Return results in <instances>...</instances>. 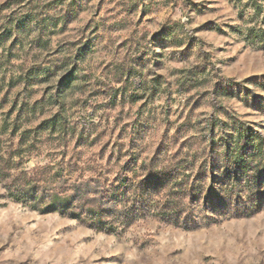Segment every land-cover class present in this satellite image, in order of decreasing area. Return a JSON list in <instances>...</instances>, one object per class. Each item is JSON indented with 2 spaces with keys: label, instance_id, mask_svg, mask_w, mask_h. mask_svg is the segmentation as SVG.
<instances>
[{
  "label": "rangeland",
  "instance_id": "rangeland-1",
  "mask_svg": "<svg viewBox=\"0 0 264 264\" xmlns=\"http://www.w3.org/2000/svg\"><path fill=\"white\" fill-rule=\"evenodd\" d=\"M0 264H264V0H0Z\"/></svg>",
  "mask_w": 264,
  "mask_h": 264
},
{
  "label": "trees",
  "instance_id": "trees-1",
  "mask_svg": "<svg viewBox=\"0 0 264 264\" xmlns=\"http://www.w3.org/2000/svg\"><path fill=\"white\" fill-rule=\"evenodd\" d=\"M210 123V122H209ZM246 133H247V130L245 131ZM247 135V134H246ZM240 137V136H239ZM212 149H210V151H208V154L209 155H212ZM226 157H227V155H226ZM209 158H210V156H209ZM206 165H203L202 166V171H203V174L202 175H204L205 176V171L207 170V169H209V170H213V167L214 166H212V164L211 165H209V166H207L209 163H207V161H206V163H205ZM160 174L159 173H157V177L159 176ZM27 176V175H26ZM25 176V177H26ZM223 182H226V185H227V182H229L227 179H226V173H224L223 175ZM151 177L154 179V180H140V182H137V185H135V187H134V192H135V194H136V198L133 200V205L132 206H135V207H137V209L135 208V207H130L128 210H131V213L133 212V210H134V214H127L126 216H125V220H128L129 218H135V219H138L139 217H140V215L141 214H143V212H144V207H146V206H151L152 204L151 203H153L155 200V198L157 197V195H153V196H151V193H154V194H157L159 191H161V189H162V187L164 186L163 185V183L162 182H159L158 180H157V182H155V178H157V177H155V175H152L151 174ZM25 180L27 181L26 182V185H29L30 184V182L32 181L31 180V178H25ZM125 185V183L124 182H121L120 183V185L119 186H121V187H123ZM225 188H227V186H225ZM155 189H157V192H156V190ZM123 190H125L124 188H123ZM191 190H193L194 191V187L192 186V188H191ZM115 193L113 194L114 195V201H118V199H117V197L118 196H121V195H123L122 194V190L119 192L117 189H115V191H114ZM149 193V194H148ZM143 195H145V197H143ZM147 196V197H146ZM198 199L199 198H191V200L192 201H195V203H196V201H198ZM224 201H225V199L223 198V197H220V198H218V199H216L215 201H212L213 203H212V207L213 208H216V212H214L215 214L214 215H211V216H206V218H205V220H207L209 223H216V221L218 220V219H220L221 217H227V219H232V218H238V217H241L242 215H244V214H238V213H234V214H232V212L231 213H227V212H225V213H223L222 212V210H221V208H218L217 209V207H219V206H217V205H220V204H223L224 203ZM166 206L168 205L169 207H171V202H166V204H165ZM164 205V206H165ZM173 205L176 207V204H175V202H173ZM140 207V208H139ZM136 209V210H135ZM220 209V210H219ZM137 212H139L140 214H139V216H136V214L135 213H137ZM131 215V216H130ZM247 215V214H246ZM171 216L172 217H170L171 219H170V223H171V225L172 226H174L175 228H178V227H181V224H182V222H183V220H184V222H186L187 221V217L186 218H184L183 220H181L180 218H179V216H180V213L179 212H174V213H171ZM122 224H124V222H122ZM183 225H186V224H183ZM191 225H196V224H191Z\"/></svg>",
  "mask_w": 264,
  "mask_h": 264
}]
</instances>
